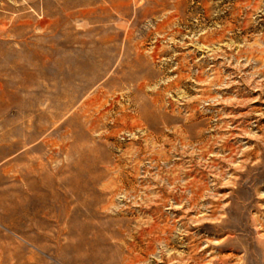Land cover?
<instances>
[{
  "label": "rangeland",
  "instance_id": "obj_1",
  "mask_svg": "<svg viewBox=\"0 0 264 264\" xmlns=\"http://www.w3.org/2000/svg\"><path fill=\"white\" fill-rule=\"evenodd\" d=\"M0 264H264V0H0Z\"/></svg>",
  "mask_w": 264,
  "mask_h": 264
}]
</instances>
